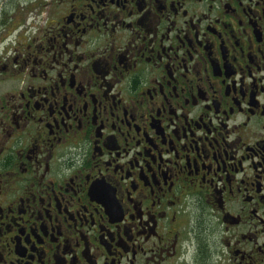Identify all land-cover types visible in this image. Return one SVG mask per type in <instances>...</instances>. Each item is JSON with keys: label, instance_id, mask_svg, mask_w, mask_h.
<instances>
[{"label": "flooded vegetation", "instance_id": "af4514ba", "mask_svg": "<svg viewBox=\"0 0 264 264\" xmlns=\"http://www.w3.org/2000/svg\"><path fill=\"white\" fill-rule=\"evenodd\" d=\"M4 15L0 264H264V0Z\"/></svg>", "mask_w": 264, "mask_h": 264}, {"label": "rangeland", "instance_id": "374dc122", "mask_svg": "<svg viewBox=\"0 0 264 264\" xmlns=\"http://www.w3.org/2000/svg\"><path fill=\"white\" fill-rule=\"evenodd\" d=\"M31 2L35 3V0H0V20L5 18L4 12L13 15L15 11L22 6L29 5ZM5 46L4 41L0 43V54Z\"/></svg>", "mask_w": 264, "mask_h": 264}]
</instances>
